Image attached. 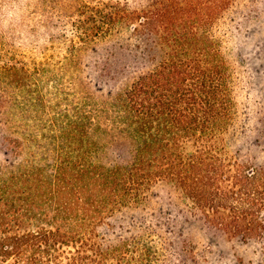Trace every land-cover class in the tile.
Here are the masks:
<instances>
[{
    "label": "trees",
    "instance_id": "16d2710c",
    "mask_svg": "<svg viewBox=\"0 0 264 264\" xmlns=\"http://www.w3.org/2000/svg\"><path fill=\"white\" fill-rule=\"evenodd\" d=\"M238 1L0 0V264H151L157 238L174 246L135 220L154 202L264 234V164L231 151L247 117L217 33ZM10 12L43 42L17 46ZM91 53L117 77L84 76Z\"/></svg>",
    "mask_w": 264,
    "mask_h": 264
},
{
    "label": "rangeland",
    "instance_id": "374dc122",
    "mask_svg": "<svg viewBox=\"0 0 264 264\" xmlns=\"http://www.w3.org/2000/svg\"><path fill=\"white\" fill-rule=\"evenodd\" d=\"M10 13L8 27L17 46L33 47L43 42L42 30L31 35L33 28L22 22L19 13ZM217 33L224 41L236 95L247 117L246 130L232 140L231 151L240 153L242 165H248L246 170L260 167L264 164V0L238 1L218 24ZM84 76L117 77L114 66L94 53L85 58ZM152 207L145 212L134 211L135 220L142 216L143 221H150L157 216L159 229L173 231L166 237L171 238L174 246L170 250L165 240L157 238L161 252L157 256L148 254L151 264H264V234L243 240L210 226L201 215L183 205L154 202ZM133 218L129 219L131 223ZM126 220L123 225H128Z\"/></svg>",
    "mask_w": 264,
    "mask_h": 264
}]
</instances>
